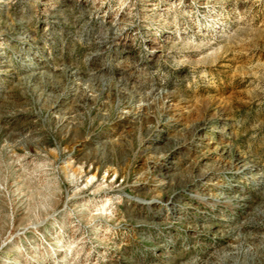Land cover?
Masks as SVG:
<instances>
[{
    "label": "rangeland",
    "instance_id": "374dc122",
    "mask_svg": "<svg viewBox=\"0 0 264 264\" xmlns=\"http://www.w3.org/2000/svg\"><path fill=\"white\" fill-rule=\"evenodd\" d=\"M0 264H264V0H0Z\"/></svg>",
    "mask_w": 264,
    "mask_h": 264
}]
</instances>
